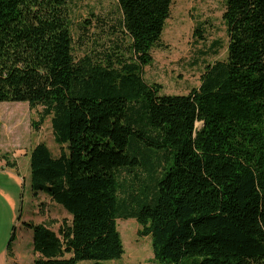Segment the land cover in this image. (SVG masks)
I'll use <instances>...</instances> for the list:
<instances>
[{
  "label": "trees",
  "instance_id": "obj_1",
  "mask_svg": "<svg viewBox=\"0 0 264 264\" xmlns=\"http://www.w3.org/2000/svg\"><path fill=\"white\" fill-rule=\"evenodd\" d=\"M174 2L118 0L113 45L77 58L69 0H0V103L42 106L36 128L51 116L61 154L31 149V186L72 216L25 221L31 264L118 260L129 218L152 238L147 264H264V0H225L227 58L163 94L145 67Z\"/></svg>",
  "mask_w": 264,
  "mask_h": 264
},
{
  "label": "rangeland",
  "instance_id": "obj_2",
  "mask_svg": "<svg viewBox=\"0 0 264 264\" xmlns=\"http://www.w3.org/2000/svg\"><path fill=\"white\" fill-rule=\"evenodd\" d=\"M68 7L77 58L104 51L113 45L117 36L113 30L122 18L118 0H69ZM225 9V0H175L162 37L166 46L154 48V60L145 67L148 82L161 84L163 94H187L198 87L205 65L227 58ZM197 27L202 30L203 37H195ZM214 41L220 43L217 54L213 53ZM42 109V106L33 109L24 101L0 103L3 134L0 146L8 149L0 155L4 166L0 169V249L8 247L14 234L11 245L14 247L21 241L27 260H31L33 254V231L24 223L29 220L39 222L46 215L40 212L46 194L42 191L36 193L31 186L30 151L39 142H45L56 157L62 150L54 138L51 116L38 128L33 126ZM201 125V122L197 124ZM9 150L16 153L20 169L4 162L10 158L12 152ZM127 179L132 181L131 176ZM54 204L67 213L56 212L54 210L59 209L51 207L53 214L56 213L53 217L70 222L69 211L58 202ZM46 221L52 224V219ZM117 227L125 253L122 258L106 264H147L153 260L152 238L139 235L141 226L136 219H118ZM79 264L90 262L81 261Z\"/></svg>",
  "mask_w": 264,
  "mask_h": 264
},
{
  "label": "crops",
  "instance_id": "obj_3",
  "mask_svg": "<svg viewBox=\"0 0 264 264\" xmlns=\"http://www.w3.org/2000/svg\"><path fill=\"white\" fill-rule=\"evenodd\" d=\"M2 140H3V134H2V136L0 138V141H2ZM5 149L8 150L6 147H4L2 145L0 146V155L4 152ZM9 152H12L11 155L8 156L10 158H8L7 160H4V162L5 163H8V162L16 163L17 167H18L17 169H20V161H19L18 157H16L17 156L16 153L13 152V150L12 151L9 150ZM12 169H15V168H12ZM44 198H45V201H43L44 203H43V206L40 208L41 209L40 212H43V214L46 213V215H44V217H41L40 221L36 222V223H47V221H46L47 219H50V220L52 219V224H50V227L57 231L59 226L62 223V219L54 218L53 216L56 213L53 214V212L54 211L60 212V213H67V212L63 211V209H61L59 206L55 205L54 201H52L47 195ZM51 207L59 209V211L58 210H54L52 212ZM53 220H54V222H53ZM27 228H29V227H27ZM28 230H31V228L28 229ZM22 236L24 237V235H22ZM27 236L29 237L30 235L28 234ZM20 242L21 241H19V243L16 246H14V247L11 245L10 249H8V247L0 249V264H14V263L31 264V263L34 262V260L36 258L40 257V254L34 251L33 242H32V249H31L32 252H33L32 258H31V260H27L26 256H25V253L23 251L22 242L21 243ZM112 262H114V261H112Z\"/></svg>",
  "mask_w": 264,
  "mask_h": 264
},
{
  "label": "built area",
  "instance_id": "obj_4",
  "mask_svg": "<svg viewBox=\"0 0 264 264\" xmlns=\"http://www.w3.org/2000/svg\"><path fill=\"white\" fill-rule=\"evenodd\" d=\"M4 166L1 164V162H0V169H2Z\"/></svg>",
  "mask_w": 264,
  "mask_h": 264
}]
</instances>
